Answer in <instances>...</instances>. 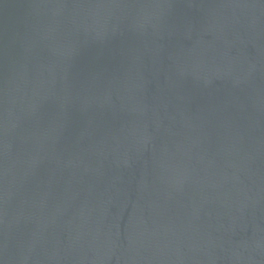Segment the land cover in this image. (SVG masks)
Returning <instances> with one entry per match:
<instances>
[{
    "label": "water",
    "instance_id": "1",
    "mask_svg": "<svg viewBox=\"0 0 264 264\" xmlns=\"http://www.w3.org/2000/svg\"><path fill=\"white\" fill-rule=\"evenodd\" d=\"M0 264H264V0H0Z\"/></svg>",
    "mask_w": 264,
    "mask_h": 264
}]
</instances>
